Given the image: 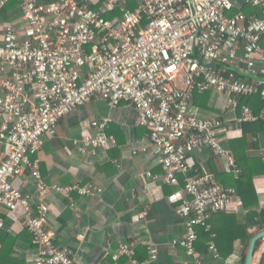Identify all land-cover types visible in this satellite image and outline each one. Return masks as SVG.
<instances>
[{
  "label": "built area",
  "instance_id": "2783aa9c",
  "mask_svg": "<svg viewBox=\"0 0 264 264\" xmlns=\"http://www.w3.org/2000/svg\"><path fill=\"white\" fill-rule=\"evenodd\" d=\"M9 1L0 0V6ZM18 2L27 21L24 33L9 26L0 43V141L5 146L0 208L9 217L22 213L38 245L34 264H76L49 228L46 197L55 192L73 200V193L103 192L94 183L48 184L40 159L31 158L40 152L44 137L56 134L64 116L95 95L106 97L112 106L128 102L136 109L139 124L148 129L160 154L163 182L179 186L168 200L184 219L185 232L173 238L172 246L193 258L184 264H202L198 228L210 232L216 213L248 209L234 186L189 163L192 153L210 148L226 160L230 173L242 174L231 148L221 141L224 121L202 117L195 93H221L228 108L240 111V122L264 117V111L257 115L244 102L254 95L264 100L259 65H264V0H136L134 7L129 0H106L100 8L88 0ZM243 6L260 9L262 16L248 15ZM117 10L120 16L107 17ZM110 122L92 121L94 133L84 135L82 152L117 144L109 133ZM27 169L35 179L36 194L14 185ZM144 177L157 178L150 171ZM5 225L6 218L0 216V232ZM140 241L122 242L113 259L135 258ZM143 244L150 260H157L154 240ZM209 248L215 257L220 255L214 240Z\"/></svg>",
  "mask_w": 264,
  "mask_h": 264
},
{
  "label": "crops",
  "instance_id": "0c3cea01",
  "mask_svg": "<svg viewBox=\"0 0 264 264\" xmlns=\"http://www.w3.org/2000/svg\"><path fill=\"white\" fill-rule=\"evenodd\" d=\"M99 2L88 0V4L94 8ZM130 2L134 6L137 4L136 0ZM243 9L249 15L262 16L258 8L243 6ZM9 26L20 34L27 26L18 0L0 6V43ZM259 65L261 78H264V65ZM0 95H4L1 90ZM194 104L200 107L196 96ZM263 111L264 106L257 115ZM201 112L204 117H218L224 121V133L221 134L223 145L230 147V140L242 137L239 111L228 108L227 99L221 93L211 91ZM104 118L111 119L109 133L115 136L117 144L99 148L96 153L82 152L84 135L94 133L92 121ZM138 120V113L132 104L123 102L112 106L106 97L95 95L89 102L64 116L59 121L56 134L44 137L40 152L31 155L32 159H40L41 172L48 184L94 183L103 188V192L96 195L73 193V200L55 192L46 197L50 205L49 228L57 244L69 248L76 264H184L193 261L184 249L172 246L173 238L181 237L185 232L184 219L176 204L168 200V196L179 186L163 182L160 154L148 137V129ZM2 122L0 115V128ZM258 143L257 149L253 147L251 139L248 151L263 155L264 132L259 134ZM4 157L5 146L0 141V162ZM188 159L194 169L201 173L211 171L224 184L236 179L228 171L226 160L210 148L200 149ZM148 171L157 178L144 177ZM14 185L25 193L36 194L35 179L30 169L17 178ZM254 185L259 197L258 210H262L264 174L254 177ZM73 202L75 205H72ZM248 212L237 214L243 220ZM0 216L6 218L5 228L0 232V264H34L38 245L25 227L22 213L9 217L7 210L0 208ZM260 223L261 219H257L256 223L249 225L251 238L262 230ZM79 234H83V238ZM149 238L159 249L158 259L154 262L143 244ZM133 240H141L135 258L123 256L118 260L113 259L112 254L117 252L122 242ZM258 243L252 264H261L264 256V238ZM245 248L244 241L238 238L228 257H215L209 245L205 250L197 248V252L202 264H242Z\"/></svg>",
  "mask_w": 264,
  "mask_h": 264
},
{
  "label": "trees",
  "instance_id": "16d2710c",
  "mask_svg": "<svg viewBox=\"0 0 264 264\" xmlns=\"http://www.w3.org/2000/svg\"><path fill=\"white\" fill-rule=\"evenodd\" d=\"M103 1L104 0H100V2L96 5V8H98L99 4L101 5ZM129 6L133 7L134 5L130 2ZM120 15V10H117L114 14H107V17L111 18ZM209 93L210 91H197L195 93L197 101L200 105V112L204 109L206 98ZM244 102L249 104L256 114H258L264 106V100L260 95L249 97L245 99ZM200 115L204 117L202 112ZM242 130V137L230 140V148L242 169V174L239 177H235L236 179L233 178L232 182L226 181V184L233 185L237 189L244 200L245 208L248 209L249 212L243 220L237 213L234 212H218L213 215L211 219L212 231L208 232L202 227L198 228L199 239L197 242V248L205 250L210 242L214 240L217 244L220 255L228 257L233 250L234 241L241 238L246 246L242 257V264H244L247 253L246 251L248 249V241L251 238V234L248 232L249 225L251 223H256L257 219H261L259 227L264 229V209L258 210L259 197L254 185V177L259 174H264V161L262 160V154L259 152L250 153L248 151L251 139H253V147L257 149L259 147L258 137L261 132H264V117L260 116L254 121L242 122ZM215 177L217 180L220 179L219 176L215 175ZM213 233L216 234L215 238L212 237ZM31 236L34 238L33 235ZM261 264H264V256Z\"/></svg>",
  "mask_w": 264,
  "mask_h": 264
},
{
  "label": "water",
  "instance_id": "95a60500",
  "mask_svg": "<svg viewBox=\"0 0 264 264\" xmlns=\"http://www.w3.org/2000/svg\"><path fill=\"white\" fill-rule=\"evenodd\" d=\"M264 238V229L254 234L250 240L244 264H252L256 252V246L260 239Z\"/></svg>",
  "mask_w": 264,
  "mask_h": 264
}]
</instances>
